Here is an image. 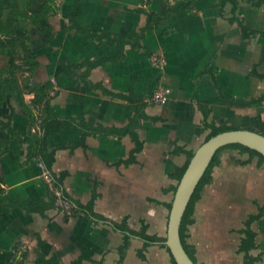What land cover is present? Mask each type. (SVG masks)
Returning a JSON list of instances; mask_svg holds the SVG:
<instances>
[{
    "label": "crops",
    "instance_id": "0c3cea01",
    "mask_svg": "<svg viewBox=\"0 0 264 264\" xmlns=\"http://www.w3.org/2000/svg\"><path fill=\"white\" fill-rule=\"evenodd\" d=\"M75 1L58 0L50 19L55 32L51 44L46 45L40 35L32 37L38 67L26 76L31 85L50 84L52 118L121 129L139 104L112 94L148 98L162 83L171 88V95L166 105L145 109L150 119L138 130L144 147L134 163L120 164L135 146L130 136L53 127L47 136L48 147L58 149L53 171L63 174L64 189L72 199L85 205L96 193V213L116 222L128 217L131 228L139 230L145 223L148 234L164 237L169 218L165 204L173 201L171 188L177 185L169 174L185 164L184 152L195 153L205 142L210 131L204 125L228 124L264 132V101L248 107L234 105L264 94V3L255 7V0H242L234 13L231 2L192 0L189 11L166 13L162 25L147 32L143 49L126 46L123 59L114 61L110 58L118 54L116 46L70 29ZM186 2L150 0L142 5L141 0H81L77 21L80 28L120 37L127 28L145 26L147 17L141 10L161 13L165 7L172 10ZM149 53L162 59L160 66ZM100 60L106 61L90 71L76 67ZM86 74L92 84L112 94L84 81ZM1 93L0 143L4 144L0 150L6 151L0 154V207L46 201L49 190L44 172L39 157L32 154H38L40 140L34 141L33 149L23 142L30 129L27 108L17 102L8 78ZM24 97L26 106H31L34 94ZM34 110L35 114L39 111ZM1 124L10 126L2 128ZM9 128L16 136H11ZM253 163L257 167L256 159ZM124 237L110 224L83 212L69 217L57 209L27 212L11 207L0 215V264L9 261L18 243L28 250L29 263L34 262L39 239L41 251L60 264H71L81 256L83 264H173L159 244H151L141 259L138 250L144 242L138 238H132L120 263ZM190 238L191 234L188 243L196 248ZM260 238L258 233L260 249L254 255L264 251ZM240 239L239 235L238 247ZM258 264H264V256Z\"/></svg>",
    "mask_w": 264,
    "mask_h": 264
},
{
    "label": "trees",
    "instance_id": "16d2710c",
    "mask_svg": "<svg viewBox=\"0 0 264 264\" xmlns=\"http://www.w3.org/2000/svg\"><path fill=\"white\" fill-rule=\"evenodd\" d=\"M241 1L242 0H218V4L224 5L227 2H231L235 13ZM57 2L58 0H0V105H2V87L4 85L5 79L8 78L13 95L17 99L19 105L23 107L25 106V108H27L30 120V129L27 137L23 139V142H28L30 148L33 149L34 141L36 139L40 140V150L38 154H32L39 157L40 163L45 166L51 179V183L45 181L49 190L48 200L35 204H28L27 202H13L7 207H0V215L8 208L16 206L23 208L27 212H44L48 209H57L59 212H65L69 217H75L79 213L83 212L97 221L110 224L115 229L124 234V242L120 246V263L124 261L127 255V252L131 246L132 238H138L144 242L143 247L138 250V256L141 259H145V253L151 244H159L167 250L171 257L172 263L177 264L170 253V249L166 245V236L162 237L156 234H148V226L145 223H142V226L139 230H135L129 226L128 217L123 218L120 222H116L96 213L94 209L95 199L97 198L96 193H94L92 200L85 205L72 199L64 189L63 174L57 175L53 171V164L55 162L56 152L58 149L49 148L47 143L48 133L53 127L73 126L89 134L114 135L118 137L130 136L135 146L131 150L129 158L120 161V164L127 166L134 163L136 161L137 154L140 153L144 147V143L140 139L138 130L141 128L142 122L144 120L150 119V116L146 114L145 109L149 105H154L148 101L151 98L153 92L148 98L138 97L133 94H112L106 89L102 88L101 85L92 84L88 80L86 74L83 80L88 82L95 89L102 88V90L107 94H112L113 96L120 97V99L137 102L139 104L136 114L130 118L128 125L121 129H108L101 126L91 127L83 121L59 120L51 117V97L49 96L50 84L31 85V81L29 77L26 76V74L31 75L38 67L36 53L32 45V37L34 35H40L46 45L51 44L54 39V27L51 24L50 19L56 12ZM80 2L81 0L75 1V10L69 15L70 29L76 28L78 31L86 33L90 39L96 40L100 43L106 41L108 45L116 46L118 48V54L113 58H110V60L114 61L123 59L126 46H130L136 51L143 49V40L145 39L147 32L149 30L159 28L164 21L166 13L178 10L187 12L189 11V8L191 9L192 7V0H188V2L176 9L171 10L169 7H165L161 13L141 10L140 12L145 13L147 17L146 24L143 28L139 30L127 28L120 37H111L106 34L91 32L86 28H80L77 21L81 11ZM149 2L150 0H141L142 5H148ZM263 3L264 0H255L252 2V5L259 7ZM236 18L237 17H235V19ZM149 56L150 58L153 57L154 53H149ZM105 61L106 60L83 62L82 64L76 65V67H86L87 70L90 71ZM28 92L34 94V99L32 100L31 106H26L25 104L24 95ZM263 101L264 94L247 102H234V105L248 107ZM39 107H42L40 112L35 114L34 109ZM37 123L40 133L32 132L33 127ZM9 126V124H7V126L1 124L2 128H7ZM204 129L210 131L205 139V141H208L210 138L221 132L235 130L237 128L228 124L218 126L215 123H206L204 125ZM11 131L12 130L10 129V132ZM259 133L264 135V132ZM11 136H16V133L12 131ZM7 143L8 142H5V144ZM3 144L4 143H0V146ZM227 149H234L240 155H247L246 160L237 162V164L241 166L250 165L255 159L257 160L258 168L264 164V155L241 144L227 145L222 147L216 153L187 206L180 226V236L183 246L195 264H203L198 260L196 248L188 243V238L190 237V228L196 224V205L201 200L205 187L213 183L214 169L221 165V154ZM5 151L6 148L0 150V154L4 153ZM184 153L187 156V161L185 164L181 167H177L172 173L169 174L170 177L177 182V184L180 182L190 163L191 158L194 155V152ZM56 190H60L62 192L61 199L56 194ZM176 190L177 185H174L171 188V191L175 194ZM60 200L67 202L69 204V208L66 209L64 206H62ZM253 203L257 206V213L250 214L243 222L242 228L236 231L241 237L238 252L243 254V264H258L264 256V251H260L257 255H254V251L259 250L260 246L257 242L258 232L253 228V225L264 217V206H262L257 200H254ZM165 206L170 212L172 208V202L165 204ZM42 244L43 241L39 239L36 250V259L34 262L29 263L28 250L26 248L23 250L22 244L18 243L14 246L13 254L6 264H60L58 259L49 258L41 251ZM84 259L85 258L81 256L71 264H83Z\"/></svg>",
    "mask_w": 264,
    "mask_h": 264
},
{
    "label": "rangeland",
    "instance_id": "374dc122",
    "mask_svg": "<svg viewBox=\"0 0 264 264\" xmlns=\"http://www.w3.org/2000/svg\"><path fill=\"white\" fill-rule=\"evenodd\" d=\"M247 159L234 149L221 154V165L213 172L214 181L205 187L196 205V224L190 228L199 262L205 264H241L243 254L238 252L237 229L245 219L257 213L253 200L264 202V167L254 163L241 166L238 161ZM172 198L174 193L172 192ZM264 245V221L253 225Z\"/></svg>",
    "mask_w": 264,
    "mask_h": 264
},
{
    "label": "water",
    "instance_id": "95a60500",
    "mask_svg": "<svg viewBox=\"0 0 264 264\" xmlns=\"http://www.w3.org/2000/svg\"><path fill=\"white\" fill-rule=\"evenodd\" d=\"M241 144L264 155V135L250 129H235L221 132L205 141L194 153L184 172L172 201L169 212L166 245L177 264H195L186 252L180 226L187 206L216 153L227 145Z\"/></svg>",
    "mask_w": 264,
    "mask_h": 264
},
{
    "label": "built area",
    "instance_id": "2783aa9c",
    "mask_svg": "<svg viewBox=\"0 0 264 264\" xmlns=\"http://www.w3.org/2000/svg\"><path fill=\"white\" fill-rule=\"evenodd\" d=\"M152 62L158 64L159 66L162 63V59L156 55H154L153 57H151ZM171 95V88L167 85H164L162 83H159L157 85V87L155 88V90L153 91V94L151 96V98L148 100L151 104L154 105H159V106H163L166 105L169 97ZM32 104V102H31ZM42 107H39V111ZM39 122V121H38ZM32 132L34 133H40V129L38 127V123L33 127ZM41 167L43 169L44 172V177H45V181H47L48 183H51V179L50 176L48 174V171L46 170L45 166L41 163ZM56 194L58 195V197L61 199L62 197V192L60 190H56ZM60 203L62 206H64L66 209L69 208V204L67 202H63L62 200H60ZM23 250L25 249L24 247H22Z\"/></svg>",
    "mask_w": 264,
    "mask_h": 264
}]
</instances>
